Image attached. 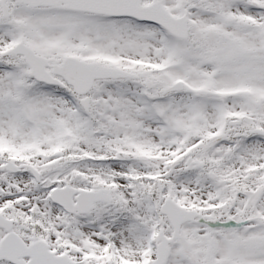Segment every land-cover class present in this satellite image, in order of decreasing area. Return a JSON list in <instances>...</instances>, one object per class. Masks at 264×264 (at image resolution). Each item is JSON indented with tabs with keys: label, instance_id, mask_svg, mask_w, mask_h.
I'll list each match as a JSON object with an SVG mask.
<instances>
[{
	"label": "snow or ice",
	"instance_id": "obj_1",
	"mask_svg": "<svg viewBox=\"0 0 264 264\" xmlns=\"http://www.w3.org/2000/svg\"><path fill=\"white\" fill-rule=\"evenodd\" d=\"M0 264H264V0H0Z\"/></svg>",
	"mask_w": 264,
	"mask_h": 264
}]
</instances>
